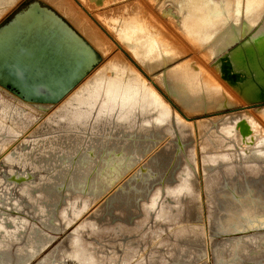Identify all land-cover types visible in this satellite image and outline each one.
<instances>
[{
	"label": "bare ground",
	"instance_id": "1",
	"mask_svg": "<svg viewBox=\"0 0 264 264\" xmlns=\"http://www.w3.org/2000/svg\"><path fill=\"white\" fill-rule=\"evenodd\" d=\"M78 1L98 13L114 0ZM19 2L0 0V152L52 112L0 161V264H32L107 193L36 264H207L197 150L213 264H264V107L240 110L264 106V0H235L195 36L179 10L195 55L123 24L115 39L153 83L118 52L106 58L70 0L7 16ZM84 236L121 243L99 256Z\"/></svg>",
	"mask_w": 264,
	"mask_h": 264
},
{
	"label": "rangeland",
	"instance_id": "2",
	"mask_svg": "<svg viewBox=\"0 0 264 264\" xmlns=\"http://www.w3.org/2000/svg\"><path fill=\"white\" fill-rule=\"evenodd\" d=\"M34 1L36 0H20V2L16 5V7L13 8L7 14V16L11 15L13 12L18 10V8H20L22 5L32 4ZM70 1L75 7L78 8L80 13L92 24V26L99 32V34L110 45L111 49L106 55V58L109 55L113 54L114 52H118L149 83L150 82L153 83L151 75L146 74L142 70V68L134 61V59L131 57L129 52L126 51L118 43L117 40L120 41V39H118L120 35L119 33H121L119 30V27L121 28L123 24L130 25L134 23L137 24L139 22L141 27L149 31V35L143 39V41H145L146 44L149 43L153 45L154 42H156L157 40H160L163 36L166 35L172 38L173 40L175 39L174 40L175 42L176 40H178L177 43L180 42L179 44L189 51L188 52L189 55H195V52L193 50H190L191 47L189 44L190 43L189 40L185 38L180 32V27L178 26L179 23L177 22V19L175 17V16L178 17V15H180L179 10L182 12V15H183V20H182L183 32L182 33L186 35L189 34L191 36H195L200 32L201 29H206V27H209V25L212 22H217L218 20H222L225 14L231 15L232 11H234V8H235L234 7L235 0H210V1L208 0V3L206 0H114L107 7H105V9H103L102 11L98 13H94L93 11L86 9L83 5H81L78 0H70ZM247 1L249 0H246V2ZM41 3H43L45 6H48L46 3L42 2V0H41ZM193 4L197 6L195 7ZM168 11L171 12V14L168 13ZM148 19L152 21H149ZM151 22L153 23L154 26L152 25ZM157 25L159 26L157 27ZM161 29H163L164 31H162ZM155 32H157V34L159 35H157ZM115 37H118V38L115 39ZM132 54L134 55L133 52ZM200 57L203 58L204 56L201 54ZM262 107L264 106L256 105V106H250L247 108H241L240 110H249V111L255 112L256 110ZM51 112L50 110H47L43 114L39 115L36 118V120L25 131H23L22 133L17 135L14 139H12L5 146V148L0 152V161L5 155L10 153L11 150L14 149L20 142H22L25 139V137L28 136L32 132V130L35 129V127L40 123V121L46 118ZM226 114H229V113H226ZM221 115L224 116L225 114H221ZM201 118L202 117L194 118L192 121L195 122L196 120H199ZM197 175L199 178V184L201 185V189H202L201 207H202L203 212H205L207 210L208 196L204 193V189H203L202 174H201V167H200V153L198 152V150H197ZM107 194H104L95 204L88 207L83 213H81V215L75 221H73L70 225H68L60 233H58L54 237L51 244L48 245L38 255V257L34 260L32 264H35L37 261L49 255L52 251H54V249H56L59 242L63 238L70 237L71 234L80 225L85 224L86 218L88 217V215L99 205V203H101L102 199L106 197ZM68 199L69 198H67L66 200ZM205 228L206 227L204 225V229ZM82 240L85 244L89 245L91 247V250L95 251L97 255L106 256V257L112 254L114 245H117L118 242L119 244L121 243L119 240L110 241L109 238L107 237L105 238L103 237L102 239H99V238H91V237L84 236L82 237ZM119 254L120 253L118 252L116 253V255H119ZM52 264H74V263L70 261H64V260H54Z\"/></svg>",
	"mask_w": 264,
	"mask_h": 264
},
{
	"label": "water",
	"instance_id": "3",
	"mask_svg": "<svg viewBox=\"0 0 264 264\" xmlns=\"http://www.w3.org/2000/svg\"><path fill=\"white\" fill-rule=\"evenodd\" d=\"M236 128L238 130V133L240 135V137L242 138L243 141H245L248 137L251 136V130L249 128V125L246 123V121L242 120L240 122L237 123ZM252 141H249V144H251ZM202 191V189H201ZM202 193V192H201ZM209 198V197H208ZM206 217H207V212H204V218H205V231L207 234V241H208V245H207V257L209 258V260L207 261V264H213V259H212V251L210 249V235H209V230L206 224ZM260 232H264V228L263 229H259ZM242 234L241 233H235L233 235H230V238H234V237H240ZM219 239V237H217ZM40 261V260H39ZM37 263V262H36ZM35 263V264H36Z\"/></svg>",
	"mask_w": 264,
	"mask_h": 264
}]
</instances>
